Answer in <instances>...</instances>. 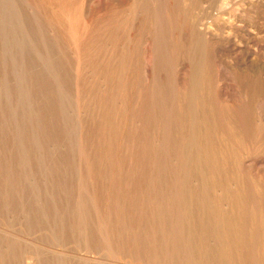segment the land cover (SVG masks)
I'll return each mask as SVG.
<instances>
[{
	"label": "rangeland",
	"instance_id": "1",
	"mask_svg": "<svg viewBox=\"0 0 264 264\" xmlns=\"http://www.w3.org/2000/svg\"><path fill=\"white\" fill-rule=\"evenodd\" d=\"M0 264H264V0H0Z\"/></svg>",
	"mask_w": 264,
	"mask_h": 264
}]
</instances>
